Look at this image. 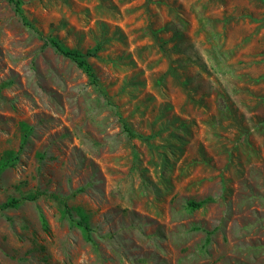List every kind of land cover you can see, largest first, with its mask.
<instances>
[{"label":"rangeland","instance_id":"rangeland-1","mask_svg":"<svg viewBox=\"0 0 264 264\" xmlns=\"http://www.w3.org/2000/svg\"><path fill=\"white\" fill-rule=\"evenodd\" d=\"M21 1L34 29L0 0V206L23 201L0 264H264V0Z\"/></svg>","mask_w":264,"mask_h":264},{"label":"trees","instance_id":"trees-1","mask_svg":"<svg viewBox=\"0 0 264 264\" xmlns=\"http://www.w3.org/2000/svg\"><path fill=\"white\" fill-rule=\"evenodd\" d=\"M11 4H13L15 8L16 14L21 18L23 24L27 27H30L31 29H34L31 23L27 20L25 17L21 5L22 1L21 0H8ZM50 44L63 56L66 58L71 59L80 69L85 71L89 78L91 79V84L97 86L99 84L98 79L96 77V74L93 70V68L90 66L87 60V55L82 53L79 50H74V49H65L61 46L59 42L56 40H50ZM125 131L130 135V137H135V135L132 133L130 127L125 123L124 125ZM23 128L28 131V126L24 125ZM23 203L22 200H17V199H11L8 202H6L4 205L0 206V209H9V208H17ZM203 203H198L195 204L193 203L192 206L195 208H198L202 205ZM83 227V226H82Z\"/></svg>","mask_w":264,"mask_h":264}]
</instances>
